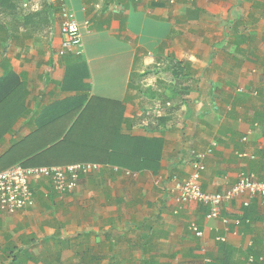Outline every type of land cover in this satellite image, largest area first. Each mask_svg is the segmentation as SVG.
I'll return each instance as SVG.
<instances>
[{
    "label": "crops",
    "instance_id": "0c3cea01",
    "mask_svg": "<svg viewBox=\"0 0 264 264\" xmlns=\"http://www.w3.org/2000/svg\"><path fill=\"white\" fill-rule=\"evenodd\" d=\"M69 3L83 32L82 55L60 53L56 0H0V161L14 143L37 142L39 134L44 154L64 139L80 105L102 98L124 103L113 107L126 118L122 134L162 140L159 166L132 177L129 168L100 164L65 194L47 180L34 182L32 206L0 213V264L19 253L15 264L35 261L28 251L43 243L60 261L64 239L81 264L98 256L106 264H264L261 199H234L208 219L209 206L177 204L170 189L173 176L191 175V150L206 154L200 183L207 192L264 173V0ZM146 60L159 72L152 100L138 87ZM151 101L160 111L152 121ZM97 141L110 138L103 133ZM36 154L28 161H41Z\"/></svg>",
    "mask_w": 264,
    "mask_h": 264
},
{
    "label": "built area",
    "instance_id": "2783aa9c",
    "mask_svg": "<svg viewBox=\"0 0 264 264\" xmlns=\"http://www.w3.org/2000/svg\"><path fill=\"white\" fill-rule=\"evenodd\" d=\"M60 15V32L63 36L60 53L84 52V37L81 24L78 20L75 9L70 5L69 0H56ZM177 0H170L171 3ZM28 6V4H25ZM86 25L89 21H86ZM248 136H244L246 141ZM209 152H211L209 150ZM193 171L187 178L181 179L176 176L171 178V193L177 204L201 203L209 206L206 213L208 219L221 216V209L225 203L234 199H244L245 205L251 200L259 198L264 208V173L258 176L255 172H248L241 175L238 182L221 192H207L201 186L202 173L205 168L206 154L191 150ZM239 157L254 155L247 152H238ZM99 163L77 162L67 165H39L26 166L21 163L11 165L0 171V213H15L21 209L34 204L32 184L38 180H47L51 183L57 193L65 194L73 191L79 183L80 176L98 170ZM127 174L136 177L138 173L127 170ZM156 183H161L160 179ZM190 229L197 235L202 236V231L196 224ZM219 240H225L219 238ZM205 251V250H203ZM206 259V258H205ZM250 262L253 258L250 257Z\"/></svg>",
    "mask_w": 264,
    "mask_h": 264
},
{
    "label": "trees",
    "instance_id": "16d2710c",
    "mask_svg": "<svg viewBox=\"0 0 264 264\" xmlns=\"http://www.w3.org/2000/svg\"><path fill=\"white\" fill-rule=\"evenodd\" d=\"M44 1L49 2V0ZM130 87L134 90L137 89L132 80ZM132 99L133 96L129 93L126 100ZM80 107L83 108L82 112L71 127L67 129L64 139L51 147L52 149L44 154L40 152L47 145L42 141L41 134L38 135L37 142H34V137H32L33 143L30 140L28 142L26 140L16 142L1 158L0 170L15 163H22L26 166H51L77 162L99 164L108 162V164H118L129 168L133 172L147 168L155 171L158 168L159 161L157 159L160 157L162 140L122 134V124L126 122V118L113 109L116 107L119 109L123 107L124 109V103H113L106 99L94 98L86 105H80ZM123 109L121 110L123 111ZM64 132V130L56 131L54 136L58 139ZM103 133L110 138V142L107 144H100L97 141L98 136L101 137ZM33 154H36L35 158L40 157L41 161L29 162L27 158ZM69 244V239H64L62 248L68 247ZM21 254L14 255L12 264L20 259ZM95 259L100 261L101 257L98 256ZM81 260L82 262L87 261L84 257ZM256 260L258 263V258ZM254 262L255 259L252 263Z\"/></svg>",
    "mask_w": 264,
    "mask_h": 264
},
{
    "label": "rangeland",
    "instance_id": "374dc122",
    "mask_svg": "<svg viewBox=\"0 0 264 264\" xmlns=\"http://www.w3.org/2000/svg\"><path fill=\"white\" fill-rule=\"evenodd\" d=\"M178 1L189 2L190 0H178ZM192 32L197 33V31H195V30H193ZM193 38L196 39L195 34H194ZM156 67L157 66L155 64L151 63V61L146 60V65L144 67V69L146 71L144 75H146V77L142 80L144 82H141L140 86H138L144 90V93H146V96L148 98H150L151 100L153 98L152 92L155 89H157V88H155V86L158 84L157 81L159 80V79H157V80L154 79L155 75H157L159 73V72H157L156 74H154L155 72L152 69H156ZM138 73H140V71H138ZM152 103L153 102L151 101L149 106H146L148 108L147 112H146V117L148 119H151V121L153 120L154 117H156V115H158L160 113V111H157L158 109L157 110L155 109V105ZM165 107H166L165 110H167V107H169V106L166 105ZM155 110L158 114L155 112ZM134 119L136 120L137 116H135ZM59 244H60L59 246H62L63 241H60ZM75 248L78 249L77 245H75ZM53 250L54 249L53 248L51 249V246L48 243H43L42 247H41V245L36 244L28 252L32 257H34L35 261H37V262L35 263V261H30V262L24 261V262H22V264H81V263H79V258L75 255L74 247L71 246V243L69 244L68 248H66V247H65V249L62 248L64 257L62 256V259L60 261L55 259L56 255L53 254L54 253ZM100 257H101L100 261L96 260L95 259L96 257L93 260L90 257H85V259L87 261L82 262V264H87V263H89V264H106L105 263L106 259H104V256H100ZM107 261L109 264H121V262L123 263L122 259H117L116 261L114 259H110V260L108 259ZM128 263L129 262H126V261L124 262V264H128Z\"/></svg>",
    "mask_w": 264,
    "mask_h": 264
},
{
    "label": "clouds",
    "instance_id": "9594fccd",
    "mask_svg": "<svg viewBox=\"0 0 264 264\" xmlns=\"http://www.w3.org/2000/svg\"><path fill=\"white\" fill-rule=\"evenodd\" d=\"M84 50H85V44H84ZM84 53V52H83ZM83 53H81V54H78V55H82ZM15 164H17V163H15ZM22 164V163H21ZM14 165V164H13ZM24 165V164H23ZM7 168V167H6ZM5 169V168H4ZM3 170V169H2ZM1 171V170H0ZM252 257V256H251ZM250 259V258H249ZM253 261H254V258H253ZM252 263V262H251Z\"/></svg>",
    "mask_w": 264,
    "mask_h": 264
}]
</instances>
